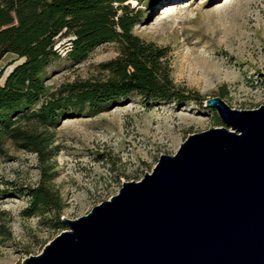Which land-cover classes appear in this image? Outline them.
Here are the masks:
<instances>
[{"label": "rangeland", "instance_id": "obj_1", "mask_svg": "<svg viewBox=\"0 0 264 264\" xmlns=\"http://www.w3.org/2000/svg\"><path fill=\"white\" fill-rule=\"evenodd\" d=\"M142 6L143 20L133 31L169 48L174 80L204 97L221 95L232 107L264 103V0H129ZM66 38L57 42L61 57L48 67L55 89L99 71V63L118 53L116 42L97 47L83 62L65 58ZM15 55L6 54L0 69ZM21 59L16 60L19 62ZM13 65H7L0 83ZM226 125L215 107L195 99L144 102L130 95L92 115L68 116L56 127L54 182L64 207L61 217L87 213L116 194L123 181L152 171L162 153H174L190 134ZM0 153V264H21L68 225L52 214H23L27 186L40 180L36 152L12 141Z\"/></svg>", "mask_w": 264, "mask_h": 264}, {"label": "water", "instance_id": "obj_2", "mask_svg": "<svg viewBox=\"0 0 264 264\" xmlns=\"http://www.w3.org/2000/svg\"><path fill=\"white\" fill-rule=\"evenodd\" d=\"M204 102L226 125L190 133L142 178L63 216L68 227L21 264H264V103Z\"/></svg>", "mask_w": 264, "mask_h": 264}, {"label": "trees", "instance_id": "obj_3", "mask_svg": "<svg viewBox=\"0 0 264 264\" xmlns=\"http://www.w3.org/2000/svg\"><path fill=\"white\" fill-rule=\"evenodd\" d=\"M143 16L142 6H131L129 0H0V60L15 55L0 69L1 75L13 65L0 83V153L10 140L36 152L40 168L38 183L26 188L29 202L23 214H52L56 226L64 225V201L54 182L56 127L63 118L98 113L134 94L146 103L204 102L199 91L172 77L168 47L133 31ZM64 38L65 58L72 64L107 42H116L118 53L101 61L98 73L53 89L48 67L61 57L56 44Z\"/></svg>", "mask_w": 264, "mask_h": 264}]
</instances>
